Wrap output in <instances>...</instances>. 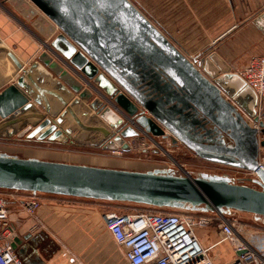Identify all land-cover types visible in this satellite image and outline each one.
Returning <instances> with one entry per match:
<instances>
[{"label": "water", "instance_id": "water-1", "mask_svg": "<svg viewBox=\"0 0 264 264\" xmlns=\"http://www.w3.org/2000/svg\"><path fill=\"white\" fill-rule=\"evenodd\" d=\"M31 1L60 33L50 54L30 65L0 37V136L63 142L78 129L86 136H111L109 143L124 150L131 149L125 138L170 137L205 160L255 170L258 188L225 174L193 177L172 169L137 171L5 152L0 188L264 217V170L257 165L264 140L259 142L239 108L255 116L257 95L229 63L213 51L198 70L131 0ZM255 22L264 31V12ZM9 63L18 75L5 87L2 69ZM65 120L69 125L62 129ZM29 237H16L12 247L18 250Z\"/></svg>", "mask_w": 264, "mask_h": 264}, {"label": "crops", "instance_id": "crops-1", "mask_svg": "<svg viewBox=\"0 0 264 264\" xmlns=\"http://www.w3.org/2000/svg\"><path fill=\"white\" fill-rule=\"evenodd\" d=\"M148 1L162 10L163 22L155 23L147 16L148 19L188 59L190 55L206 56V47L214 44L213 49L231 65L232 71H238L253 56L264 52V31L255 22L264 12V0H162L161 6L160 0ZM0 2V37L18 57L30 65L42 53H49L51 41L60 33L58 26L31 0ZM2 72L5 87L15 82L18 72L10 63ZM3 89L0 88V92ZM32 158L42 159L40 156ZM50 195L35 213L21 211L24 215L18 217L20 237L30 235L18 248L26 264H72L58 256L64 242H83L88 251L105 247L108 231L103 213L83 208L81 203L74 201L62 202L55 197L57 194ZM35 223H40L41 228L29 232ZM122 249L120 247L121 252ZM86 264L98 263L87 260Z\"/></svg>", "mask_w": 264, "mask_h": 264}, {"label": "rangeland", "instance_id": "rangeland-1", "mask_svg": "<svg viewBox=\"0 0 264 264\" xmlns=\"http://www.w3.org/2000/svg\"><path fill=\"white\" fill-rule=\"evenodd\" d=\"M131 1L153 22L158 24L163 22L162 10L156 9V6L148 0ZM161 2L162 0L159 2L160 6L162 5ZM177 16V18L180 16L179 10H177ZM212 45L214 46V44ZM213 46L206 47L205 51L207 55L213 51L216 52L215 49H213ZM236 67L240 68L242 66L236 65ZM81 104L84 109L89 111L91 114L95 113L88 101L82 100ZM118 114L122 117L120 111H118ZM103 122L105 121L103 120ZM63 124L65 125L64 127L62 126ZM63 124L61 127L64 129L69 125V122L65 120ZM208 127H211V125ZM141 135L142 138L139 136L125 138L126 142L130 144L129 141H131L132 143L130 150H124L119 143L110 144L109 140L112 139L111 136H109L107 140L101 139L99 135L86 136L79 134L78 129H75L74 132L69 135L68 140L63 142L27 139L25 136H0V152H9L7 154L12 153L11 155L19 157L26 156V158L40 156L42 160L86 165L97 164L96 166L137 171L172 167L177 175H185L187 173L193 177L199 176L202 172L212 174H228L235 177L234 181L236 183L246 184L258 188L256 184L252 183L251 179L247 178L249 176H246L245 173L224 164L205 160L194 154V152L189 150L184 144H174L170 137L169 139L156 137V142L153 138L147 135ZM0 195L8 203L11 210L13 224H17L18 217H22V215H24L21 211L27 212L24 209L22 201L28 200L30 191H17L14 189L0 188ZM38 195L41 198V204L46 203V201H48V197H51L50 193L44 192H39ZM55 197L62 200V202L72 203V201H74L77 204L81 203L82 206H84L83 208L97 209L100 213L112 210L119 212L134 210L176 212L178 210L177 208L159 207L127 201L78 198L59 194ZM27 213L30 215L33 214L31 212ZM238 215L243 222H246L247 225L252 228L261 226V224L264 223V217L256 214L240 211ZM219 233V224L214 221L208 227L198 228L199 237L206 246L213 244L218 239ZM106 236L107 242L105 247H102L97 251H88L83 247V242L63 241L64 247L61 246L62 248L60 252H58V256L61 259H66L68 263L72 264H86L87 260H94L98 264H128L125 258V251L122 249L121 252L120 247L108 233ZM76 246L78 247L76 248ZM210 255L216 264H226L235 256V252L230 244L224 243L211 249Z\"/></svg>", "mask_w": 264, "mask_h": 264}, {"label": "built area", "instance_id": "built-area-1", "mask_svg": "<svg viewBox=\"0 0 264 264\" xmlns=\"http://www.w3.org/2000/svg\"><path fill=\"white\" fill-rule=\"evenodd\" d=\"M204 58L203 54L189 56V60L200 71ZM235 72L257 95L255 116L245 112L240 106L239 108L248 123L257 129L258 140L261 142L264 140V133L261 131V123L264 124V52L253 56L245 67ZM257 165L264 170V146L259 148ZM227 166L245 173L256 184L255 170ZM225 175L236 183L235 177ZM38 193L30 191L28 200L22 201L27 212L34 213L41 206ZM177 209L176 212L112 210L104 212L103 219L112 239L125 251L128 264H216L210 251L224 243L230 244L235 252V256L226 264H264V223L252 228L241 220L238 215L240 211L235 209ZM213 221L219 224V237L213 244L206 246L199 237L198 228L208 227ZM41 226L40 223H35L29 231L35 232ZM16 237H20L18 226L13 224L8 203L0 195V264H26L19 251L12 247Z\"/></svg>", "mask_w": 264, "mask_h": 264}, {"label": "trees", "instance_id": "trees-1", "mask_svg": "<svg viewBox=\"0 0 264 264\" xmlns=\"http://www.w3.org/2000/svg\"><path fill=\"white\" fill-rule=\"evenodd\" d=\"M21 258L24 260L23 256L20 254ZM25 261V260H24Z\"/></svg>", "mask_w": 264, "mask_h": 264}]
</instances>
